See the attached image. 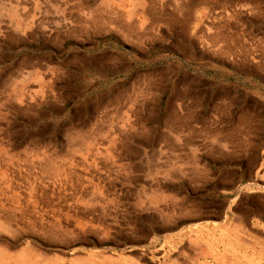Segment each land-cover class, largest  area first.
<instances>
[{
	"label": "rangeland",
	"instance_id": "rangeland-1",
	"mask_svg": "<svg viewBox=\"0 0 264 264\" xmlns=\"http://www.w3.org/2000/svg\"><path fill=\"white\" fill-rule=\"evenodd\" d=\"M256 263L264 0H0V264Z\"/></svg>",
	"mask_w": 264,
	"mask_h": 264
},
{
	"label": "bare ground",
	"instance_id": "bare-ground-1",
	"mask_svg": "<svg viewBox=\"0 0 264 264\" xmlns=\"http://www.w3.org/2000/svg\"><path fill=\"white\" fill-rule=\"evenodd\" d=\"M131 1V0H130ZM135 9V8H134ZM13 11H14V9H13ZM16 14V12L14 13V15ZM18 14V13H17ZM244 260V259H243ZM260 260V259H259ZM262 260V259H261ZM244 263V262H243ZM254 263H255V261H254ZM257 264V263H256Z\"/></svg>",
	"mask_w": 264,
	"mask_h": 264
}]
</instances>
